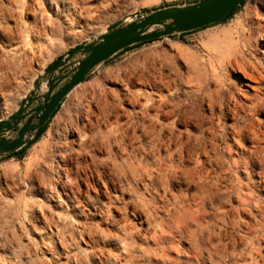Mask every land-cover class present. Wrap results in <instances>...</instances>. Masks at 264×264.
<instances>
[{
	"label": "rangeland",
	"instance_id": "obj_1",
	"mask_svg": "<svg viewBox=\"0 0 264 264\" xmlns=\"http://www.w3.org/2000/svg\"><path fill=\"white\" fill-rule=\"evenodd\" d=\"M193 1L0 0V121L75 46L137 12ZM222 30L225 42L208 46ZM263 34L264 0H245L224 21L100 64L22 156L0 158V264H264V102L240 95L227 61L264 59ZM122 158L123 191L109 173ZM93 160L111 204L87 178Z\"/></svg>",
	"mask_w": 264,
	"mask_h": 264
},
{
	"label": "water",
	"instance_id": "obj_2",
	"mask_svg": "<svg viewBox=\"0 0 264 264\" xmlns=\"http://www.w3.org/2000/svg\"><path fill=\"white\" fill-rule=\"evenodd\" d=\"M241 1L196 0L146 9L75 46L38 74L15 112L0 121V158L26 146L65 97L120 50L217 23Z\"/></svg>",
	"mask_w": 264,
	"mask_h": 264
},
{
	"label": "bare ground",
	"instance_id": "obj_3",
	"mask_svg": "<svg viewBox=\"0 0 264 264\" xmlns=\"http://www.w3.org/2000/svg\"><path fill=\"white\" fill-rule=\"evenodd\" d=\"M32 1V0H30ZM45 1V0H44ZM47 1V0H46ZM51 5V4H50ZM36 7V6H35ZM52 7V6H51ZM8 11V10H7ZM6 11V12H7ZM34 13V12H33ZM39 13V12H38ZM59 13V12H58ZM37 14V13H36ZM40 14V13H39ZM4 17V16H3ZM225 29V28H224ZM221 30V29H220ZM3 34V33H2ZM229 31L227 30H222L216 34H213L211 36H209V39L207 40L206 44L208 46L210 45H214V46H221L226 38L229 37ZM262 37V39L264 40V34L260 35ZM258 40V39H257ZM20 45V44H18ZM11 46V45H10ZM22 46V45H21ZM24 46V45H23ZM15 47V45H14ZM262 52L264 53V43H263V47H262ZM16 49V48H15ZM15 51V50H14ZM28 54V53H27ZM263 55V54H262ZM229 57V56H228ZM247 57V56H246ZM245 56H243L242 54L239 55L238 52L235 51V53L231 54L230 58H228V63H231L233 65V67L235 68V72H236V76L237 79H235L236 81V85L239 88V92L240 95H242L244 98H248L247 97V92H249L250 90L254 91V93L259 92V96L258 97H253V98H248L251 102V104H254V107L258 110L260 108V106L262 105V102H264V59L259 58V57H254L255 61H252L248 58H246ZM253 57V56H252ZM232 76V75H231ZM230 77V76H229ZM211 84V83H210ZM233 88V87H232ZM245 88V89H244ZM251 91V92H252ZM234 92V91H233ZM254 95V94H253ZM258 95V94H257ZM231 96V95H230ZM252 96V95H251ZM256 96V95H255ZM237 99V98H235ZM242 99V98H241ZM234 100V99H233ZM246 102V101H245ZM233 103V102H232ZM230 103V104H232ZM240 104V103H239ZM229 106V105H228ZM240 106V105H239ZM252 106V105H251ZM228 108V107H227ZM264 108V107H263ZM245 110V109H244ZM261 111V110H260ZM235 112V110H234ZM233 112V113H234ZM255 112V110H254ZM257 112V111H256ZM240 114V113H239ZM260 114V113H259ZM234 115V114H233ZM242 117V116H241ZM239 117V118H241ZM259 119V118H258ZM262 120V119H261ZM233 122V121H232ZM261 122V121H260ZM258 123V122H257ZM263 123V122H262ZM82 125V124H81ZM261 125V124H260ZM263 125V124H262ZM231 126V125H230ZM233 126V125H232ZM73 129V128H72ZM116 129V128H115ZM122 129V126H121ZM152 129V128H151ZM154 129V128H153ZM119 131V130H118ZM125 131V130H124ZM117 132V131H116ZM167 132V131H166ZM68 133V132H67ZM74 133V132H73ZM112 133V129L107 130V135L110 136ZM246 133V132H245ZM104 134V133H103ZM162 134V133H161ZM68 135V134H67ZM247 135V134H246ZM230 136V135H229ZM251 136V135H250ZM249 136V137H250ZM104 138V137H102ZM108 138V137H107ZM174 139V138H173ZM111 141V140H110ZM245 141V140H244ZM247 141V140H246ZM231 142V141H230ZM67 146V145H66ZM249 146V145H248ZM156 147V146H155ZM154 147V148H155ZM208 147V146H207ZM159 148V147H158ZM212 148V147H211ZM224 149V148H223ZM121 152V151H120ZM186 152V151H185ZM239 152V150H238ZM249 152V151H248ZM192 153V152H191ZM159 155V154H158ZM198 155V153H197ZM263 155V154H262ZM176 156V155H175ZM184 156V155H183ZM221 156V155H220ZM224 156V155H223ZM237 156V155H235ZM83 159V156H81ZM148 157V156H147ZM59 158V157H58ZM219 158V157H218ZM60 160V159H58ZM66 160V159H65ZM68 160V159H67ZM63 161V160H62ZM90 161V160H89ZM173 161V160H172ZM74 162V161H73ZM72 162V164H74ZM83 162V161H82ZM85 162V161H84ZM187 162V161H186ZM231 162V161H230ZM63 163V162H62ZM258 163V162H257ZM132 164V163H131ZM196 164V163H195ZM207 164V163H206ZM192 165V164H191ZM71 166V165H70ZM86 167L90 170V173L87 174V178L92 177L93 179L96 178L95 180H97L99 183H101V186L103 187L102 192L103 194L110 199L109 200V204L112 203V197H111V193H110V189L107 185V182L103 179L102 177V173L101 171L98 169L100 167V162L97 160H93L92 163L90 164H86ZM179 167V166H178ZM206 167V166H205ZM70 168V167H69ZM180 168V167H179ZM192 168V167H191ZM106 169V168H105ZM104 169V170H105ZM177 169V166H176ZM146 170V168H145ZM191 170V169H190ZM77 171V170H76ZM79 172V171H78ZM68 173V172H67ZM110 174L113 173V175H115V178H117V180H119L120 182V190H124V185L121 183L122 180H127L128 181V172H127V167H126V161L122 158L121 161H115L113 167L111 168ZM243 173V172H242ZM194 174L198 177V181L201 184V186L206 187V177L207 175L204 173V171H199V170H195ZM69 175V174H68ZM71 175V174H70ZM69 175V176H70ZM112 175V176H113ZM187 175V173H186ZM191 175V174H190ZM242 175V174H241ZM105 176V175H104ZM209 176V175H208ZM257 176V175H256ZM145 177V176H144ZM187 177V176H186ZM160 178V177H159ZM106 179V178H105ZM114 179V178H113ZM247 179V178H246ZM108 180V179H107ZM264 180V179H263ZM85 182H87V179L84 180ZM143 181V180H142ZM175 181V180H174ZM188 181V180H187ZM90 182V180H89ZM158 182V181H157ZM263 182V181H262ZM109 183V182H108ZM155 184V183H154ZM223 184V183H222ZM264 184V183H263ZM262 184V185H263ZM67 185V184H66ZM65 185V186H66ZM93 185H95L93 183ZM179 185V184H178ZM225 185V184H224ZM257 185V184H256ZM141 186V185H140ZM171 186V185H170ZM173 186V184H172ZM193 186V185H192ZM87 187L89 188L90 185H87ZM113 187V186H112ZM111 187V188H112ZM116 187V185H115ZM214 187V186H213ZM215 187H217V185H215ZM222 187V186H221ZM256 187V186H255ZM67 188V187H66ZM172 188V187H171ZM178 188V187H177ZM188 188V187H187ZM195 188V187H194ZM64 189V188H63ZM66 190V189H65ZM96 190V189H95ZM116 190V189H115ZM176 190V189H175ZM248 190V189H247ZM72 191V190H71ZM161 191V190H160ZM178 191V190H177ZM121 192V191H120ZM179 192V191H178ZM66 193V192H65ZM97 193V192H96ZM145 193V192H143ZM174 193V192H173ZM189 193V191H188ZM122 194V193H121ZM147 196V194H146ZM234 196V194H233ZM240 196V194H239ZM238 196V197H239ZM144 197V196H143ZM126 200V199H125ZM192 200V199H191ZM230 200V199H229ZM108 202V201H107ZM228 202V201H227ZM115 203V202H114ZM117 204V203H116ZM139 204L142 205V203L140 202ZM169 204V203H168ZM185 204V203H184ZM104 205H106L104 203ZM125 205V204H124ZM123 205V206H124ZM130 205V204H129ZM113 206V204H112ZM130 207V206H129ZM152 207V206H151ZM190 207L189 203H187V205L184 207L185 210H188ZM241 207V206H240ZM121 208V207H120ZM117 209V208H116ZM132 209V208H131ZM231 209V207H230ZM238 210V209H237ZM120 211V209H119ZM132 211V210H131ZM233 211V210H232ZM240 211V210H239ZM118 212V211H117ZM121 212V211H120ZM237 212V211H235ZM244 212V211H243ZM114 213V212H113ZM229 214V212H226V214ZM238 213V212H237ZM117 214V213H116ZM138 214V213H137ZM162 214V212H161ZM186 214V213H185ZM241 214V213H240ZM243 214V213H242ZM242 217V216H241ZM137 218V217H136ZM235 218V217H234ZM245 218V217H244ZM112 219V218H111ZM228 219V218H227ZM251 219V218H250ZM109 220V219H108ZM240 220V219H239ZM140 221V220H139ZM156 227L160 228V230L162 231V233L165 235L164 230H166L167 227H169L166 223H164L163 221H157L154 220ZM223 222V221H222ZM242 222V221H241ZM138 223V222H137ZM244 223V222H243ZM127 225V224H126ZM124 225V226H126ZM112 226V225H111ZM240 226V225H239ZM242 227V226H241ZM246 227L249 230L250 233H255L256 230L258 229V227L252 223V221L248 220L246 221ZM134 228V227H133ZM210 228V227H209ZM220 228V227H219ZM240 228V227H239ZM245 228V227H244ZM118 229V228H117ZM111 230V229H110ZM121 230V229H120ZM136 230V229H135ZM176 229H174L175 231ZM127 231V230H126ZM211 231V230H210ZM217 231V230H215ZM214 231V232H215ZM144 232V231H143ZM243 232V231H241ZM173 235V234H172ZM230 235V234H229ZM106 236V235H105ZM174 236V235H173ZM264 236V235H263ZM110 237V236H109ZM164 236H162L163 238ZM97 238V237H96ZM164 239V238H163ZM235 239V238H234ZM237 239V238H236ZM214 240V239H213ZM245 240V239H244ZM110 242V241H109ZM233 242V241H232ZM231 242V243H232ZM253 244V243H252ZM237 245V244H236ZM204 248V247H203ZM251 248V247H250ZM234 254V253H233ZM246 255V254H245ZM242 256V255H241ZM214 257V256H213ZM256 259V258H255ZM153 262V261H152ZM188 264V262L186 263Z\"/></svg>",
	"mask_w": 264,
	"mask_h": 264
},
{
	"label": "trees",
	"instance_id": "obj_4",
	"mask_svg": "<svg viewBox=\"0 0 264 264\" xmlns=\"http://www.w3.org/2000/svg\"><path fill=\"white\" fill-rule=\"evenodd\" d=\"M245 0H242L239 4H237L233 9H232V11L231 12H229L223 19H221L220 21H224V20H226V19H228L237 9H239L240 7H241V5L243 4V2H244ZM220 21H218V22H220ZM204 28V27H203ZM199 29H201V28H199ZM195 30H198V29H195ZM192 31H194V30H192ZM186 32H190V31H186ZM186 32H183V33H186ZM157 39H159V38H157ZM153 40H155V39H151V40H147V41H143V42H139V43H136V44H133V45H130V46H128V47H125L124 49H122V50H120L119 52H121V51H123V50H127V49H130V48H132V47H135V46H138V45H141V44H143V43H145V42H149V41H153ZM119 52H117V53H119ZM60 58V57H59ZM58 58V59H59ZM58 59H56L55 61H57ZM55 61H53L51 64H53ZM50 64V65H51ZM49 65V66H50ZM60 105H61V103H60ZM60 105L57 107V109H56V111L52 114V116H51V118L49 119V121L42 127V129L39 131V133L26 145V146H24L22 149H20V150H18V151H15V152H13V153H10L8 156H22L23 155V153H24V151L26 150V148L29 146V145H31L33 142H35L41 135H42V133L46 130V128L48 127V124H49V122H50V120L52 119V117L56 114V112L58 111V109H59V107H60Z\"/></svg>",
	"mask_w": 264,
	"mask_h": 264
}]
</instances>
